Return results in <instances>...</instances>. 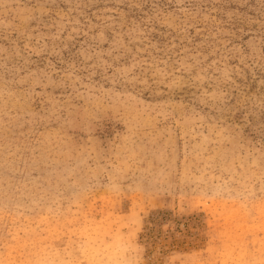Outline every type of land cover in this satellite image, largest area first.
<instances>
[{
  "label": "rangeland",
  "instance_id": "obj_1",
  "mask_svg": "<svg viewBox=\"0 0 264 264\" xmlns=\"http://www.w3.org/2000/svg\"><path fill=\"white\" fill-rule=\"evenodd\" d=\"M0 264H264V0H0Z\"/></svg>",
  "mask_w": 264,
  "mask_h": 264
}]
</instances>
